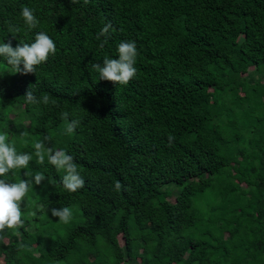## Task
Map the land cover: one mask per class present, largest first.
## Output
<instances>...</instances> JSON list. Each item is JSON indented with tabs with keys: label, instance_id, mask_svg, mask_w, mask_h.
<instances>
[{
	"label": "trees",
	"instance_id": "trees-1",
	"mask_svg": "<svg viewBox=\"0 0 264 264\" xmlns=\"http://www.w3.org/2000/svg\"><path fill=\"white\" fill-rule=\"evenodd\" d=\"M39 31L56 53L35 73L0 57V131L33 156L0 179L47 177L0 233V264H264V0H0V44ZM121 41L138 50L127 85L92 67ZM29 87L56 103H26ZM38 141L74 157L83 188L37 162Z\"/></svg>",
	"mask_w": 264,
	"mask_h": 264
},
{
	"label": "clouds",
	"instance_id": "clouds-1",
	"mask_svg": "<svg viewBox=\"0 0 264 264\" xmlns=\"http://www.w3.org/2000/svg\"><path fill=\"white\" fill-rule=\"evenodd\" d=\"M75 3L77 0H71ZM88 0H85L87 3ZM22 17L29 31L36 29L40 21L35 15V10L27 6L21 10ZM112 27L109 22L97 34V39L100 36H107L109 29ZM18 28H10V32L19 33ZM15 37V34H13ZM105 40L101 43L104 46ZM118 58L104 57L102 64L95 63L92 67L99 73V79L111 81L120 85H127L137 74L135 67L138 50L135 41H121L117 46ZM56 44L54 40L44 31H39L35 35V39L31 43L20 42L15 47L11 41L0 44V57H5L7 63L15 69L16 72L22 74L35 73L36 67L46 62L50 55H55ZM21 64L23 68H21ZM25 102L28 104H55L56 101L51 100L49 95L44 94L40 97L35 95L34 91L29 89L24 94ZM61 117L68 119L69 113L62 112ZM78 119H72L66 127V133L71 134L79 125ZM174 140V136L169 134V145ZM35 156L37 162L44 164L45 158L47 162L53 165L58 171H63L62 176L63 187L68 192H76L83 188L85 180L78 170L74 157L65 149L48 148L45 150L43 141H38L34 144ZM33 156L27 152H18L15 142H10L7 131H0V177L6 176L14 169H27ZM28 176V173H25ZM47 179L44 173L38 172L32 179H20L16 182H10L6 179H0V233L5 229H16L24 224L23 220V203L27 197L33 181L35 185H40ZM122 189L128 190L120 181H116L114 190L120 192ZM51 215L59 217V221L68 224L73 216V211L68 206L61 208H51ZM35 213H33L34 215Z\"/></svg>",
	"mask_w": 264,
	"mask_h": 264
},
{
	"label": "rangeland",
	"instance_id": "rangeland-1",
	"mask_svg": "<svg viewBox=\"0 0 264 264\" xmlns=\"http://www.w3.org/2000/svg\"><path fill=\"white\" fill-rule=\"evenodd\" d=\"M170 199L174 200V197L172 196V197H170ZM119 239H120V243L123 244L124 243V239H123V237L121 235L119 236Z\"/></svg>",
	"mask_w": 264,
	"mask_h": 264
}]
</instances>
